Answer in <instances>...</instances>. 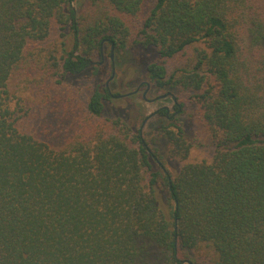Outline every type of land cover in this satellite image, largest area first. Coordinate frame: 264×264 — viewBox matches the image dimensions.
<instances>
[{
	"label": "trees",
	"instance_id": "1",
	"mask_svg": "<svg viewBox=\"0 0 264 264\" xmlns=\"http://www.w3.org/2000/svg\"><path fill=\"white\" fill-rule=\"evenodd\" d=\"M74 1L0 0V264H264V0H154L141 18L143 0ZM52 29L54 82L93 78L60 146L20 131L10 106V78ZM103 43L112 68L142 55L156 89L188 91L210 162L170 171L195 140L186 103L156 109L149 140L147 116L115 103L134 93L97 82Z\"/></svg>",
	"mask_w": 264,
	"mask_h": 264
},
{
	"label": "rangeland",
	"instance_id": "2",
	"mask_svg": "<svg viewBox=\"0 0 264 264\" xmlns=\"http://www.w3.org/2000/svg\"><path fill=\"white\" fill-rule=\"evenodd\" d=\"M153 3L154 0H143L140 18L148 13ZM72 4L78 12L85 7L83 0H76ZM132 24H136V21H133ZM51 32L45 41L37 44V46L32 44L29 48L34 54V59L39 63L33 64V62L25 61L10 78V106L19 115L16 124L20 131L31 134L51 146H60L80 124H84L82 120L84 104L93 86V78L92 76L81 77L75 79L76 81L66 79L62 80L61 84L54 82L57 77L54 75L50 77L49 75L55 71L53 72V68L48 67L47 64L52 59L45 60L48 57V51L50 49L55 50L56 47L55 29H52ZM39 47L43 49L37 51ZM115 56L116 53L111 50L110 58L109 46L103 43L101 56L95 58V61H100L97 82L100 86L107 82L110 90L119 94L134 90L139 84H137L138 80L148 83V88L143 85L129 98H115V103L121 107L126 106L128 117L138 126L141 125L140 113H143V117H149L148 119L145 118L141 125L148 134L149 140H154L159 129L160 119L153 115L156 109L166 107L172 111L176 97L180 102L186 103L187 109L184 116L186 115L192 120L190 137H194L195 140L183 161L176 163L167 159L166 165L170 171L185 162H210L213 157L214 146L197 106L189 99L188 91L173 88L168 91L169 94H165L163 90L156 89L147 79L143 78V74L136 72L134 67L137 65L138 68H141L140 65L144 61V56H135L128 51L124 52V59L119 60V63H114L112 68L111 60ZM112 71L113 77L109 79ZM135 77L137 78L136 82L133 80ZM129 82L132 83V86L128 84ZM160 148L165 154L164 141L161 142Z\"/></svg>",
	"mask_w": 264,
	"mask_h": 264
},
{
	"label": "water",
	"instance_id": "3",
	"mask_svg": "<svg viewBox=\"0 0 264 264\" xmlns=\"http://www.w3.org/2000/svg\"><path fill=\"white\" fill-rule=\"evenodd\" d=\"M113 74H114V73H113V71H112V73H111L109 79H111V78L113 77ZM109 79H108V80H109ZM106 84H107V82H106ZM141 84H142V83H140V84H139L134 90L130 91L129 93H135V92H137V91L139 90V87L141 86ZM146 86H147V88H148V83H146ZM129 93H128V94H129Z\"/></svg>",
	"mask_w": 264,
	"mask_h": 264
},
{
	"label": "flooded vegetation",
	"instance_id": "4",
	"mask_svg": "<svg viewBox=\"0 0 264 264\" xmlns=\"http://www.w3.org/2000/svg\"><path fill=\"white\" fill-rule=\"evenodd\" d=\"M141 88V86L139 87V89Z\"/></svg>",
	"mask_w": 264,
	"mask_h": 264
}]
</instances>
